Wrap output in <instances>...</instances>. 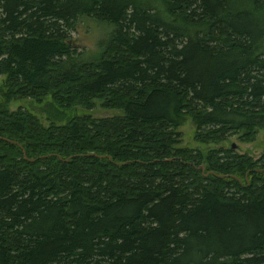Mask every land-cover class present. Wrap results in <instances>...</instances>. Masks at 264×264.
Returning a JSON list of instances; mask_svg holds the SVG:
<instances>
[{"label":"trees","instance_id":"trees-1","mask_svg":"<svg viewBox=\"0 0 264 264\" xmlns=\"http://www.w3.org/2000/svg\"><path fill=\"white\" fill-rule=\"evenodd\" d=\"M0 93V264H264V0H0Z\"/></svg>","mask_w":264,"mask_h":264},{"label":"rangeland","instance_id":"rangeland-1","mask_svg":"<svg viewBox=\"0 0 264 264\" xmlns=\"http://www.w3.org/2000/svg\"><path fill=\"white\" fill-rule=\"evenodd\" d=\"M107 28L105 26L96 24L88 19L81 21L74 33H72V38L75 39L78 44L81 45V51L84 53H89L93 50L95 41L100 38ZM1 100V93H0ZM24 108L31 114L36 116L43 126H48L50 123H55L57 125L64 124L69 118L73 116L89 115L96 118L109 117L114 114L119 113L114 110L101 109L99 106L88 111L80 108H74L66 110L60 115L56 114V110L52 105L50 97L44 98L41 102L31 101L30 99L19 100L9 104L11 110H16L17 108ZM181 133V147H188L192 149H198L203 153L210 149L217 148L219 146L215 145H202L196 143L193 140L194 126L189 118L186 117L183 124L178 128ZM234 144L236 152L243 154L246 153L253 159L259 158L264 152V130H259L257 136L253 142L242 143L239 142L236 137H232L229 141L222 144L224 147H231Z\"/></svg>","mask_w":264,"mask_h":264},{"label":"water","instance_id":"water-1","mask_svg":"<svg viewBox=\"0 0 264 264\" xmlns=\"http://www.w3.org/2000/svg\"><path fill=\"white\" fill-rule=\"evenodd\" d=\"M235 148H236V146H235L234 144H232V145H231V149L234 150Z\"/></svg>","mask_w":264,"mask_h":264}]
</instances>
